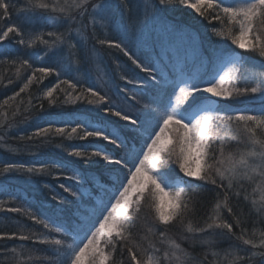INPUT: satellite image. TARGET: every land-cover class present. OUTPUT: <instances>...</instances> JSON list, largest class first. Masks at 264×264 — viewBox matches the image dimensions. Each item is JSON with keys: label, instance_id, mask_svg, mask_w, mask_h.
Listing matches in <instances>:
<instances>
[{"label": "snow or ice", "instance_id": "snow-or-ice-1", "mask_svg": "<svg viewBox=\"0 0 264 264\" xmlns=\"http://www.w3.org/2000/svg\"><path fill=\"white\" fill-rule=\"evenodd\" d=\"M173 2L193 10L217 44L230 42L234 49H212L202 62L204 71L195 73L188 70L187 60L164 63L150 54L141 58L124 42L128 39L126 26L120 40L96 37L97 28L106 30L114 20L108 15L111 6L106 0H29L30 7L42 10L47 20L66 26L64 31L29 32L25 39L26 33L16 24L0 28V42L14 35L24 49L41 44L47 56L63 48L68 59L63 70L60 63L33 67L31 60L40 59L35 53H29L30 58L4 56L0 60L14 69L16 80L31 70L18 91L0 100V128L5 133L0 141L15 126L13 121L21 114L22 105L25 112L34 107L42 111L43 101L49 106L83 101L94 111L93 116L79 121L58 113L46 126L18 137L20 141L39 138L48 142L50 137H61L87 142L55 145L75 160L0 165V175L21 173L31 178L53 175L56 170L57 177L93 186L82 192L80 187L59 185L77 205L74 224H65L54 215H38L30 207H5L17 197L0 184V193L8 196V200L0 199V212L22 214L46 230L38 234L18 224L16 231L0 230V241H31L49 246L52 253H40L23 243L10 248L0 244V264H264V230L253 228L250 238L242 212L232 206L233 199L249 202V214L264 223V107L254 114L252 109L233 110L225 103L256 94L264 98V71L253 73L257 82L251 86H240L238 75L246 63L244 53L264 58V0H154L145 5L151 8L145 22L158 21L163 7ZM118 7L123 15L124 9L131 10V0H121ZM12 8L11 0H0V20L10 19ZM165 27L175 30L174 26ZM117 30H121L119 24ZM89 37L95 38L96 45L119 49L134 65L131 76L120 75L133 89H118L116 95L124 97L119 103L103 88L98 90L95 82L86 85L78 78L81 62L77 46L82 47ZM189 39L194 37L189 34ZM65 72L77 75L68 78ZM106 75L100 73L97 79L103 84ZM53 76L56 82L52 86L31 95L33 85L39 89ZM3 80L0 76V83ZM13 83L10 77L5 86ZM22 94H28L27 102ZM138 96L148 97L141 108L135 107L140 103ZM58 121L62 126H57ZM3 147L11 153L21 150L8 144ZM79 164L99 165L106 182ZM245 184L253 186L251 198ZM201 185L214 191L212 207L203 222L193 219L203 195ZM52 199L63 205L68 197L57 194ZM172 226L183 231L180 240L167 232ZM217 238L237 243L219 250ZM189 239L190 247L208 249L203 257L183 246Z\"/></svg>", "mask_w": 264, "mask_h": 264}, {"label": "trees", "instance_id": "trees-1", "mask_svg": "<svg viewBox=\"0 0 264 264\" xmlns=\"http://www.w3.org/2000/svg\"><path fill=\"white\" fill-rule=\"evenodd\" d=\"M11 3L15 5V8H13V11H15L17 8H23L27 14L33 16V17H43L45 18L46 14L43 13L42 10L39 9H32L30 7L29 0H11ZM122 12V9H119ZM124 15L126 14L129 20H132L135 18L136 12H133L132 10L128 11L127 9H124ZM2 15V14H0ZM160 16L165 20L166 23H169L170 25L174 26L175 28L182 30L183 32L189 33L191 35H195L198 39V43L200 42V45L198 47H202L204 49L203 54L199 55L198 49L197 54L193 55L191 52L194 50V48H183L180 52H176L175 49L172 48H166L165 50H162L161 55L159 52L156 53V51H153L152 54H155V57L162 58L164 63H169L170 61H184L187 60L188 64V70L191 72H198L202 71V62L206 57H208L211 53L212 49L216 48H223L224 50L227 49V51H230L234 49V46L230 44V42L227 45H221L216 43V38L211 35L209 27L206 26V23L201 21L197 18L196 14L193 10L187 9L185 7L180 6L178 3L173 2L172 4L163 7V10L160 12ZM124 17V16H123ZM13 17H10V19L7 20H0V28H5L9 25L11 22V19ZM126 20V19H125ZM127 21V20H126ZM40 23V22H37ZM47 24V22H46ZM51 28V27H47ZM102 31L100 34H96V37L99 38L102 35ZM109 39H113L112 33L109 34ZM106 37V36H105ZM112 37V38H111ZM115 40H118L116 37H114ZM200 39V41H199ZM18 38L14 35H10V38L6 42H0V57L8 56L11 58H16L18 56H21L23 58H27L24 56V52L22 49V46L18 45L16 41ZM126 42V41H125ZM93 46H98L99 52L102 56V59L107 63L110 71L109 76L112 78V80L115 83H109L101 88H103L104 92H107L109 96H111L116 102H120L124 99L122 95L117 96V90H123L125 87L129 89H133L132 85L126 84L125 81H120V75H132V70L134 69V65L131 64V61L128 60L126 56H124L123 52H121L119 49L115 48H108L107 46H100L96 45L95 38H92ZM147 43L150 48L157 49V46L151 42L150 40H147ZM128 44V43H127ZM127 47L136 54L134 50V46L131 48L129 45ZM178 51V50H177ZM240 51V50H237ZM141 58L143 56V52L141 50L137 51ZM165 55H162V54ZM190 55H186L189 54ZM177 54L176 59H174V55ZM80 59V72L78 74V78H82V75L85 74L89 67V62L86 60L83 56L78 54ZM246 63L243 67L239 69V84L240 86H251L252 84L256 83L257 81L253 79V73L264 71V58H260L258 55L254 53H244ZM194 58V59H192ZM52 62L55 61L52 59ZM43 64H33V67H42ZM52 65V64H51ZM117 65L120 67L118 68ZM56 66V63L54 64ZM62 70L64 67H62ZM14 69H9L7 65L0 64V76L4 77L3 83H0V100H3L5 97L12 95L14 92L19 90V87L22 86V83L24 80H26L27 75L31 74V70H28L27 72L23 73V76L20 80H16V78L13 76ZM73 75V73H71ZM65 75L68 76V78H72V76L68 75L67 72H65ZM75 75H77L75 73ZM12 78L14 80V83L11 85H7V79ZM63 78V77H62ZM56 81V78L49 77L47 78L41 88H37L35 85L31 88V95L34 97L39 94L40 91L43 90L45 87H50L52 84H54ZM88 83V81L86 82ZM85 83V84H86ZM90 83V82H89ZM91 84V83H90ZM100 88H98L99 90ZM27 96L28 94H22V97L24 98L25 102H27ZM250 97H247V99ZM63 99V96L61 95V100ZM137 99L140 101V103L136 104V108H141L144 103L148 102V97L146 96H138ZM229 101L225 102L228 107L230 106H237V105H263L264 106V99L261 100H253V101H246V99H241L240 101ZM37 101L34 99L33 104L35 105ZM43 110L41 111L38 107L31 108L29 111H23V105L21 106L22 111L21 114L17 115L14 118V127L12 129L8 130L7 135L5 136V139L3 141H0V165L4 163H23L25 165H31V164H39V163H52V162H59L66 159H72L75 160L76 158H69L66 156V154L61 151L60 148H57L55 145L64 144L65 147H68L69 145H81L85 144L87 142L84 141H67L64 140L61 137H50L48 142H44L39 138L33 139V140H23L20 141L18 139L19 136H28L31 133L35 131L37 127H44L46 126V123L50 120H53L57 117L58 113L63 112L66 117H74L77 121L90 118L94 115L93 106L88 105L86 102H79L76 104H61L60 102L57 103L55 106H49L47 101H43ZM12 109H9V116H11ZM39 116V119H34V117ZM29 118L27 122L25 121V118ZM57 126H62V124L58 121ZM0 135H5L4 129L0 128ZM101 144H104L106 142H100ZM8 144L13 147H18L21 150L17 153H11L4 149L3 145ZM233 147H236L234 144ZM79 167L82 169H86L89 173H94L97 175V177L101 180V182H106V178L102 175L100 166L97 164H92L91 166L88 165H82L79 164ZM56 170H53V175H47V174H41V175H35L31 178L25 176L21 173H9L0 175V184H5L9 191L15 195L17 198L14 202H10L9 204L5 205V207H25V208H31L33 212H36L38 215L43 214L45 217L53 216L58 219L59 221L65 223V224H74L75 218L73 216V213L76 211V199L74 197H71L67 193H63V190L59 187L60 184H65L66 186H73V188L80 187L81 191L85 189H93V186L91 183L85 182L82 185H77L75 181H71L65 178V176H59L57 177L55 175ZM67 175H71V173H67ZM5 176L7 178H5ZM47 186V187H46ZM252 185L245 184V189L247 194L250 196L253 195L252 193ZM203 193L200 204L197 206V212L196 215L193 217L194 220H199L203 222V219L207 216L208 212L210 211L214 199V191L211 188V186H204L201 185L200 189ZM94 194H95V190ZM57 194H62L64 196H67V201L60 205V202L58 200H53L52 198L56 196ZM258 196V193L255 194ZM0 199L8 200V196L0 193ZM81 199L87 203V198L84 196H81ZM232 206L235 211L238 213L242 212L241 218L245 221V224L243 225L245 228L249 231V236L253 230V228L264 230V223H259L258 218L252 214H249V202L244 201L243 199H240L239 201H236L233 199ZM63 209V211L61 210ZM55 210V212H53ZM225 218L231 220L230 216H227L225 213ZM255 222V223H254ZM23 224L27 225L29 229H31L33 232H36L38 234H44L46 230L43 229L41 225H35L34 222L30 221L26 216H23L19 213H9V212H0V230L11 232L17 230V225ZM164 230V229H161ZM237 234H239V229L236 230ZM167 232L171 236H178L183 231L177 227L172 226L167 229ZM251 238V236H250ZM258 240V237H256ZM191 240V239H190ZM25 244L27 248H35L39 249L40 253L46 254L51 256L52 253L48 250L49 246L39 244V243H32L29 242H21L19 240H8V241H0V244H5L9 248L12 246L19 247L21 244ZM236 241H229L222 238H217V245L216 248L219 250H227L230 247V244H235ZM191 245V244H190ZM248 250H252L251 246H244ZM190 252H193L195 255L203 257L206 251L208 249L203 247H195L189 248ZM209 260H212V257L209 256ZM66 264V262H65Z\"/></svg>", "mask_w": 264, "mask_h": 264}, {"label": "rangeland", "instance_id": "rangeland-1", "mask_svg": "<svg viewBox=\"0 0 264 264\" xmlns=\"http://www.w3.org/2000/svg\"><path fill=\"white\" fill-rule=\"evenodd\" d=\"M153 2L154 0H131V10L133 12H136L135 14L136 17L133 18L132 20H129L127 15L126 14L124 15V11H123V15H121V11L119 10L121 8L118 7V5H120L121 3V0H106V3L111 6L108 11V15L110 19L114 17V20L112 21L111 26L106 30L97 28L96 34H100L102 31L103 33L99 38H108L110 37L109 34L112 33L113 39L114 37H116L118 40H120L122 39V30L126 26L128 39H125L126 42L125 41L124 42L126 45H129L131 48L134 46V50L136 54H138L137 52L138 50L143 49L141 50L143 52L142 58L145 55H149V54L155 56V54H152L153 51H156V53L159 52L161 55L162 50H165L166 48H172L175 49L176 52L181 53L180 51L181 49L189 47V48H194V50L191 52L193 55L197 54V49L199 52L198 54L202 55L204 49L202 47H198V45H200V42L198 43V39L195 35H192L194 39H189V33L183 32L182 30H179L175 27H174L175 28L174 31L167 30L165 25H170V24L166 23L161 16L159 17V20L156 22H152L151 20H149L147 23L145 22V16L151 15V8L149 7L148 9H146L145 5L150 6ZM10 13H11L10 17L13 18L11 19V22L9 24H16L20 26L22 30L26 33L24 37L25 39H27V33L29 32H33V33H40V32L47 33L49 31L57 32V31H64V28L66 27L64 25L53 24L50 20H47L46 18L43 17H33L27 14L22 7L17 8L15 11H13L12 8L10 9ZM117 24L121 26V30H117ZM47 27H51V28H47ZM17 38L19 39V37ZM45 38L47 39L48 37ZM147 40L153 42L157 46V49L155 50L150 48L147 43ZM77 47H78V54L83 56L89 62V67L87 71L85 72V74L82 75V78H80L81 82L86 83L88 81L86 85L95 82L98 88H101L102 86L109 83H115L112 80V78L109 76L110 69L107 63L102 59L98 46H95V48H93L91 37L86 39V43L82 47L79 44ZM22 49L24 52V56L27 58H30L29 53H35L37 56L40 57V59H32L31 62L33 64L40 65L41 63L43 64L42 66H54L55 63L56 64L60 63L62 67H65L68 64L66 49L63 48L61 49L60 52H57L54 55L49 54L47 56L44 55V45L41 44H37V46L32 49H24L22 46ZM225 51H227V49H225ZM191 53L186 55H190ZM162 55L165 54L163 53ZM176 56L177 54L174 55V59H176ZM2 59L3 57H0V60ZM52 59L55 61L54 63L52 62ZM97 69H99V72ZM202 71H204V67H202ZM100 73L107 74L104 77L103 84L97 79ZM67 74L70 76H75V73H73L72 75L67 72ZM243 98L246 99V101L264 99L260 96V94H256L255 96L250 97L248 99L247 97H242L241 99ZM236 101L239 102L240 99L235 100V103H237ZM261 107L264 106L258 104L256 106L250 104L242 105V106L241 105L230 106V108L233 110H242L244 108L252 109L254 110V114L258 113ZM183 235L184 234L181 233L180 235L173 237L180 240ZM191 243L192 241L189 239V241L184 243L183 246L189 249Z\"/></svg>", "mask_w": 264, "mask_h": 264}]
</instances>
